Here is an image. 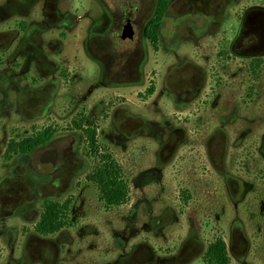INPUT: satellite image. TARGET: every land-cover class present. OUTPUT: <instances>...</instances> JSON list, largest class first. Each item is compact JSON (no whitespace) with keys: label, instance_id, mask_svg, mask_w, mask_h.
I'll use <instances>...</instances> for the list:
<instances>
[{"label":"rangeland","instance_id":"obj_1","mask_svg":"<svg viewBox=\"0 0 264 264\" xmlns=\"http://www.w3.org/2000/svg\"><path fill=\"white\" fill-rule=\"evenodd\" d=\"M29 1L0 0V264H204L218 237L230 264H264V0H175L157 51L141 20L129 43L101 36L116 0ZM81 117L123 167L124 205L86 180ZM48 127V147L6 157ZM67 197L69 226L36 233Z\"/></svg>","mask_w":264,"mask_h":264},{"label":"trees","instance_id":"obj_2","mask_svg":"<svg viewBox=\"0 0 264 264\" xmlns=\"http://www.w3.org/2000/svg\"><path fill=\"white\" fill-rule=\"evenodd\" d=\"M169 1L161 0L155 17L146 26L145 36L153 42L157 40L163 11ZM84 123V117L79 120L74 119L71 127L82 131L86 150L89 155L97 158V164L86 174V180L96 185L99 200L103 203L106 210L124 205L129 199L130 189L123 167L114 154L99 143L96 127L86 126ZM53 135L54 130L48 127L21 140H12L8 143L6 157L9 158L18 153L30 152L47 143ZM70 204L71 197H67L61 203L54 200H46L42 205L40 217L34 226L35 232L42 236H49L68 227ZM201 259L204 264H230L226 244L222 237H218L208 244Z\"/></svg>","mask_w":264,"mask_h":264},{"label":"flooded vegetation","instance_id":"obj_3","mask_svg":"<svg viewBox=\"0 0 264 264\" xmlns=\"http://www.w3.org/2000/svg\"><path fill=\"white\" fill-rule=\"evenodd\" d=\"M174 1L175 0H170L168 2V4L166 5V7L163 11V17L168 13V11H169V9H170V7ZM160 2H161V0H116V5L114 7L115 14L113 15V14H110L109 12H106L107 13V19L109 22L107 24L108 26H107L106 30L104 31V34L102 33L101 36H104L105 38H109L110 36L111 37L113 36L114 39L116 38V40H114L115 42L117 41V39L120 38L122 43H124V44H126L127 42L129 43L132 41V39L134 37V34H135L134 28L136 25H138V22H137L138 20H141L143 25L145 26V28H144V35H145L146 26L155 17V14L159 8ZM150 3H153L152 9L154 12L152 11V9H150L151 13H147V8H148V5ZM34 4H35V2H30L29 0H21V3H20L21 7L25 8V9L27 8V5H29L27 10L33 9ZM145 11H146V13H145ZM146 14L149 15V17L142 16V15H146ZM24 15L25 14L23 13V16ZM139 17H141V18H139ZM163 17H162V20H163ZM26 20L27 19L25 17H22L19 21V25H21V27L22 26L25 27ZM27 25L28 26L29 25L35 26V25H39V23L37 21L31 20L30 23H28ZM130 29L133 32V34L131 37H128V36H126V32L129 31ZM23 30H25V29H23ZM113 31H116L117 33H113V35H112ZM16 35L17 34L14 33L13 31H8L7 33H5V35H3L5 37L4 39L7 41L5 47H8L9 43L14 41V38ZM20 41H21V44H23V46H22L23 52H25L27 57H30V58L36 57V54H38L40 52V49L35 48L36 46L33 47L34 45L32 46V44L30 43L31 40L27 39L25 34H23ZM157 41H158V36H157L156 42ZM156 42L151 41V43L154 45L155 51H157L156 46H155ZM32 47H33V49H32ZM25 48H27V49L25 50ZM35 60L37 61L38 59L36 58ZM39 61L40 60H38V62ZM22 68L23 67H20L18 69V72H23ZM50 68H52V64H51ZM49 142H50V140L47 143H45L44 145L39 146L36 149L48 147L50 145ZM70 148L71 147L66 148L64 150V153L67 154L70 151ZM54 157L59 160L60 153L58 151L53 152L52 148L51 149L46 148L42 152L41 157H40V165L43 167L45 173H48V171L51 169V166H52L51 159Z\"/></svg>","mask_w":264,"mask_h":264},{"label":"water","instance_id":"obj_4","mask_svg":"<svg viewBox=\"0 0 264 264\" xmlns=\"http://www.w3.org/2000/svg\"><path fill=\"white\" fill-rule=\"evenodd\" d=\"M132 34H133V32L131 31V29H130L129 31L126 32V36H128V37H131Z\"/></svg>","mask_w":264,"mask_h":264}]
</instances>
